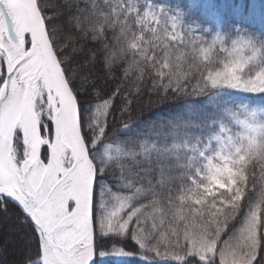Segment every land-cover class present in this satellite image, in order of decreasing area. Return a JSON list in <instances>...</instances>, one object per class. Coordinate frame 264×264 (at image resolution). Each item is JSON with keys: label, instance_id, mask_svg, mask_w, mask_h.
I'll return each mask as SVG.
<instances>
[{"label": "snow or ice", "instance_id": "1", "mask_svg": "<svg viewBox=\"0 0 264 264\" xmlns=\"http://www.w3.org/2000/svg\"><path fill=\"white\" fill-rule=\"evenodd\" d=\"M10 207L30 234L18 255L0 239V264H264V29L203 34L141 0H0Z\"/></svg>", "mask_w": 264, "mask_h": 264}, {"label": "trees", "instance_id": "2", "mask_svg": "<svg viewBox=\"0 0 264 264\" xmlns=\"http://www.w3.org/2000/svg\"><path fill=\"white\" fill-rule=\"evenodd\" d=\"M218 1L216 3L217 12H216V19L217 22L220 23V31L222 33H229L235 26H239L242 28H251L252 30H261L264 29V24L259 23L258 21H254L252 17H248L247 12L241 14L239 11H235L232 8L231 2H239V0H215ZM222 1V2H221ZM172 3L173 6L180 7V13L178 14L179 24L182 28H191L199 33L208 34L212 33L214 30L213 21L207 17L201 15L199 12L195 14L188 11V5L190 0H166L164 5ZM220 2V3H219ZM247 4H249V0H246ZM142 4L151 3L153 7H160L159 5L162 3V0H141ZM224 5V6H222ZM224 99L226 100H233L236 103H239L243 100L244 103L249 104L248 100H245V97H248L252 94L249 93H237L235 90H229L227 93L224 94ZM147 100V97H145ZM209 105L215 109V100H209ZM260 101H257V104L251 106H258L260 107ZM180 111L175 107L168 108L165 105H160L159 107L153 108L152 112H159L161 119L165 118L169 113ZM152 113L149 111L144 112V116L148 117ZM188 118L195 119L193 114L188 113ZM22 217H20L17 210L13 207L9 208L8 213L0 212V239L7 237L9 240L16 241L17 243L9 245L8 254L9 255H18L20 248H21V237H27L29 235V230L26 225L22 224L21 221ZM97 259H100L99 257ZM109 264H117L113 261H109ZM121 264H146L145 261L140 260L138 258H131L127 263Z\"/></svg>", "mask_w": 264, "mask_h": 264}, {"label": "rangeland", "instance_id": "3", "mask_svg": "<svg viewBox=\"0 0 264 264\" xmlns=\"http://www.w3.org/2000/svg\"><path fill=\"white\" fill-rule=\"evenodd\" d=\"M165 1L166 0H162V3L159 5L160 7L158 8H163L166 12V15L168 16H178V14L180 13V7L176 5L173 6L171 2L166 7V5H164ZM216 3H218V1H215V0H190V3L188 5V11H187V12H192V14L199 12L201 15L209 17L213 21L214 24L216 22V24L214 25L215 27L213 30V34L222 33L220 31V25H219L220 23L217 22L216 15H215L217 12V7L215 6ZM231 4H232L233 10L235 11L240 6H243V8L248 9L249 12L254 8L255 15H251L247 12L248 14L247 16L252 17L254 21H258L259 23L264 24L261 22V18L259 15L260 11L264 10V0H249V4H247L246 0H239V2L237 3L232 1ZM251 107L258 108V106H251ZM104 259L107 261V264H109V261H113L117 263V258L115 257H105ZM129 259L131 258H125L121 261V263H127Z\"/></svg>", "mask_w": 264, "mask_h": 264}]
</instances>
